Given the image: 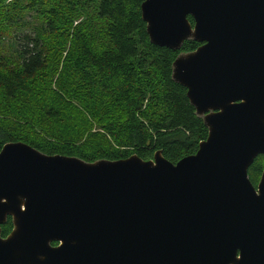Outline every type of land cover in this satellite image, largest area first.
Returning <instances> with one entry per match:
<instances>
[{
    "label": "water",
    "instance_id": "95a60500",
    "mask_svg": "<svg viewBox=\"0 0 264 264\" xmlns=\"http://www.w3.org/2000/svg\"><path fill=\"white\" fill-rule=\"evenodd\" d=\"M141 13L153 45L202 44L172 78L208 138L177 164L4 145L0 264H264V172L249 178L264 156V0H142Z\"/></svg>",
    "mask_w": 264,
    "mask_h": 264
},
{
    "label": "trees",
    "instance_id": "16d2710c",
    "mask_svg": "<svg viewBox=\"0 0 264 264\" xmlns=\"http://www.w3.org/2000/svg\"><path fill=\"white\" fill-rule=\"evenodd\" d=\"M7 1L0 0V89L5 101L19 104L23 95L30 94L37 74L50 63L58 70L63 60L61 79H75L70 90L83 96V109H78L83 128L71 125L63 115L66 109L52 96L59 91L49 86L38 92L40 97L51 95L48 106L41 105L39 111L66 137L53 135L52 126L53 131L46 133L59 143H35L20 132V127L0 123V152L8 143L23 142L49 156L94 163L133 155L150 161L161 151L173 164L198 152L209 130L191 105L187 89L177 84L172 74L177 57L196 51L201 43L189 40L180 50L153 45L142 18V0ZM82 16L86 19L75 25ZM189 20L194 24L192 17ZM72 31V45L64 57ZM52 37L58 41L53 46ZM23 108L25 105H20ZM85 115L101 118L104 144L88 135L86 144L78 145L76 140L90 129ZM262 157L249 170L253 184L261 172ZM12 227L9 219L3 236Z\"/></svg>",
    "mask_w": 264,
    "mask_h": 264
},
{
    "label": "rangeland",
    "instance_id": "374dc122",
    "mask_svg": "<svg viewBox=\"0 0 264 264\" xmlns=\"http://www.w3.org/2000/svg\"><path fill=\"white\" fill-rule=\"evenodd\" d=\"M9 1H7L6 4H9L10 3ZM84 19H86L85 16L77 18L74 21V24L76 25ZM69 34H70V38L66 42V46H65L66 51L64 52V57L67 56L69 47L70 45H72V37L74 33L72 31ZM53 37L50 39L51 46L55 45L58 42L56 39H53ZM59 66L60 67L57 70L56 66L50 63L45 70L37 74V76L31 82L30 94L23 95L18 101L19 104L7 103L4 99L3 92L0 89V123L15 128L20 127V132L24 136H26V138H28L29 140L35 143L40 142L42 144H46V142L48 141L54 144L59 143V141L57 139H53L51 135L48 136L46 131L52 132L53 129L55 128L53 135H57L58 137H61L63 133L60 130V127L55 126L54 122H51L48 119H46L39 111L41 105L44 104L45 106H48V102L51 101V95L44 93L43 96L40 97L38 92L42 89H47V87L51 86V88L54 91H59L56 95H52V96H55V100H57L56 102L62 104L61 108L63 110L66 109V113L63 115H65V117L68 119L71 125H74L75 127L79 128V130L82 131L81 128H83V123L79 119L78 109L81 110L83 109V104H82L83 96L81 93L72 92V90H70V86L73 85L72 83L75 81V79H65V78L61 79L60 74L64 68L63 60H61ZM68 74H71V72ZM51 81L53 82L51 83ZM57 83L58 85L59 83H63V84L65 83V84L62 87L59 86L56 87ZM20 105H25V108H23L24 110L20 109ZM85 117L87 119V122L90 124V129L85 133L82 139L78 138L76 140L78 145L84 146L87 142L88 135L95 136L96 139H99V141H101L102 144H104L105 143L104 138L101 137V135L103 134V130L101 128V123H100L101 118L95 120L91 116L85 115ZM22 119H24V121H22ZM107 120L108 119H105L104 123H106ZM58 128L60 131L58 130ZM63 130L65 129L63 128ZM57 131L59 132L57 133ZM65 137L66 136H64V138ZM260 164H262V166L264 165V157L260 159ZM260 180L261 178L259 176L256 177L254 185L257 186L260 183Z\"/></svg>",
    "mask_w": 264,
    "mask_h": 264
},
{
    "label": "flooded vegetation",
    "instance_id": "af4514ba",
    "mask_svg": "<svg viewBox=\"0 0 264 264\" xmlns=\"http://www.w3.org/2000/svg\"><path fill=\"white\" fill-rule=\"evenodd\" d=\"M251 167H252V166H251ZM251 167L249 168V170L251 169ZM263 172H264V165L262 166L261 172H260L257 176H259V177L261 178ZM249 178H250V177H249ZM256 187H257V186H256ZM9 219H11V222H12V224H13V220H12V218L9 217V218H8V221H9ZM8 221H7V223H8ZM7 223H6V224H7ZM6 224H5V225H6ZM5 225L2 226V232H1V237H2V238H7V237L9 236V234H10V233L12 232V230H13V227H12V229L10 230V232H9L6 236H3V228H4Z\"/></svg>",
    "mask_w": 264,
    "mask_h": 264
}]
</instances>
